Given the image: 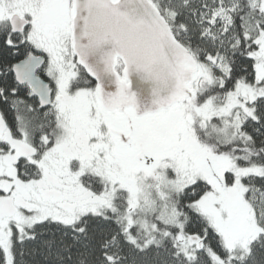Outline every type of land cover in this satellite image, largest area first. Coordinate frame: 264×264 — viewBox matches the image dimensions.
Here are the masks:
<instances>
[{
    "label": "snow or ice",
    "instance_id": "obj_1",
    "mask_svg": "<svg viewBox=\"0 0 264 264\" xmlns=\"http://www.w3.org/2000/svg\"><path fill=\"white\" fill-rule=\"evenodd\" d=\"M0 264H264V0H0Z\"/></svg>",
    "mask_w": 264,
    "mask_h": 264
},
{
    "label": "water",
    "instance_id": "obj_2",
    "mask_svg": "<svg viewBox=\"0 0 264 264\" xmlns=\"http://www.w3.org/2000/svg\"><path fill=\"white\" fill-rule=\"evenodd\" d=\"M130 80L131 91L136 94L141 109H154L156 107L153 103L155 99L154 89L156 87L154 82L146 79L143 73L138 72H133L130 76ZM112 90H115V85H113Z\"/></svg>",
    "mask_w": 264,
    "mask_h": 264
}]
</instances>
